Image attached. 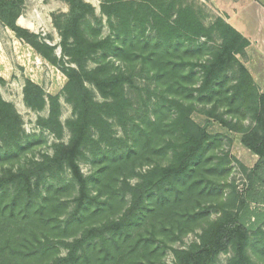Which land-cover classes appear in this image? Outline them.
I'll list each match as a JSON object with an SVG mask.
<instances>
[{
	"label": "trees",
	"instance_id": "trees-1",
	"mask_svg": "<svg viewBox=\"0 0 264 264\" xmlns=\"http://www.w3.org/2000/svg\"><path fill=\"white\" fill-rule=\"evenodd\" d=\"M24 2L0 0V24L65 83L48 95L24 81L25 107L47 108L36 126L55 139L38 159H21L42 140L0 94V264H165L167 252L173 264H216L223 254L225 264H264V213L251 209L264 203V93L237 58L248 41L220 17L205 25L190 0H100L103 36L87 23H102L93 6L63 0L52 46L19 24ZM199 38L219 41L202 62ZM61 97L71 107L64 123ZM195 113L256 157L250 169L238 163L244 189L215 206L202 204L211 189L195 176L217 136ZM87 157L88 176L79 165ZM195 231L197 241L174 247Z\"/></svg>",
	"mask_w": 264,
	"mask_h": 264
},
{
	"label": "rangeland",
	"instance_id": "rangeland-1",
	"mask_svg": "<svg viewBox=\"0 0 264 264\" xmlns=\"http://www.w3.org/2000/svg\"><path fill=\"white\" fill-rule=\"evenodd\" d=\"M89 3L95 9V15L97 18H101L99 14L100 0H84ZM194 3L196 8L201 11L202 20L205 25H209L216 17H218L214 8L207 2V0H190ZM258 5L264 7V0H256ZM67 5L63 0H25L23 5L22 14L19 18L22 20L21 27L30 30L31 32L38 34L43 38L48 44L55 46L59 42V37L56 29L52 24V15L59 12H66ZM101 25L94 23L93 20L88 19L87 23L94 25L96 30L100 31V36L108 34V28L105 24V18L102 17ZM12 33L7 32V30L0 24V54L3 53V48L10 47L13 56V73L12 77H9L4 84L0 85V94L2 98L13 104L17 113L20 115L23 124V130L26 134H36L42 140V144L36 146L28 154L24 155L21 159L35 158L38 159L40 154H52L51 144L55 142V139L47 131H41L36 126V121L38 117H46L48 114L47 108L43 111L37 112L32 111L25 107L22 100V87L26 79L31 80L35 84L39 85L46 94L57 95L60 94L61 89L65 83V77L62 73L55 67H52L47 62H45L38 54L35 53L29 46L24 43L17 41ZM206 43L207 49H204L202 55L200 56V62L208 58L209 49L216 47L219 41L214 38L212 41H206L204 38H199L196 42L197 45ZM4 45V47H2ZM247 50V49H245ZM246 52V51H245ZM55 55L60 57V49L57 47L55 50ZM237 58L242 62L246 63V59L237 55ZM256 65V69L260 73V77H263L261 81L257 83L260 89L264 88V59L257 57L253 58ZM94 61L89 62V66H94ZM136 83L139 85L143 84L142 79L137 78ZM263 85V86H262ZM135 96L133 97V99ZM97 99L99 97L97 96ZM61 104V115L60 120L64 123L67 119L71 117V107L65 103L64 99L60 98ZM193 120L200 124L205 125L207 122L208 131L216 137V142L214 145H210L207 148V152L203 156V164L201 165L202 173L199 178L204 185L211 189V195L204 198L202 204L215 206L219 203L225 202L226 199L231 195L232 189L235 188L237 193L241 192L246 186V176L240 170L238 163L245 166L247 169L253 167L256 161V157L250 152L245 150L240 144V136L234 133H230L223 129L217 122L207 119L198 113L192 116ZM247 122L244 123L246 125ZM119 135V131H118ZM220 136V137H219ZM68 139V133L65 130L63 135V140ZM227 157L230 159V164L224 165L222 163L219 167L216 165L220 162V158ZM11 164V163H10ZM9 164V166H10ZM81 171L84 175L88 176L93 172L92 158L87 157L79 162ZM213 170H209V169ZM145 169V168H144ZM224 171V172H223ZM134 182V181H132ZM63 199H67L62 197ZM251 209L256 213H264V203L263 204H253ZM217 217V212L211 210L209 212V219H215ZM260 225L256 223L255 227ZM254 229V228H253ZM261 230L264 232V226H261ZM187 234L181 242L175 243L176 248H186L191 242L197 241L196 233ZM252 248H249V253L252 254ZM59 253L62 255L65 252L60 250ZM228 254L220 255L216 264H225ZM256 261L254 255L252 256ZM165 264H173L172 255L167 252L163 258Z\"/></svg>",
	"mask_w": 264,
	"mask_h": 264
},
{
	"label": "crops",
	"instance_id": "crops-1",
	"mask_svg": "<svg viewBox=\"0 0 264 264\" xmlns=\"http://www.w3.org/2000/svg\"><path fill=\"white\" fill-rule=\"evenodd\" d=\"M207 2L214 8L218 17L248 41L249 46L244 54L247 61L243 64L257 88L264 93V88L260 89L257 85L263 77H260L255 63L252 62L253 58L264 59V7L258 5L256 0H207ZM7 48L8 50L3 48L4 51L0 54V78L3 81L12 77L13 73V52L10 47Z\"/></svg>",
	"mask_w": 264,
	"mask_h": 264
},
{
	"label": "bare ground",
	"instance_id": "bare-ground-1",
	"mask_svg": "<svg viewBox=\"0 0 264 264\" xmlns=\"http://www.w3.org/2000/svg\"><path fill=\"white\" fill-rule=\"evenodd\" d=\"M20 25L22 24V21H20V23H19Z\"/></svg>",
	"mask_w": 264,
	"mask_h": 264
}]
</instances>
